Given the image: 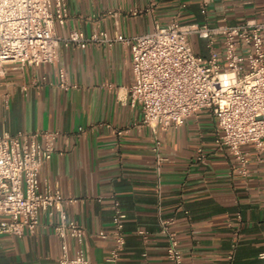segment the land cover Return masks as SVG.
<instances>
[{"label": "crops", "instance_id": "0c3cea01", "mask_svg": "<svg viewBox=\"0 0 264 264\" xmlns=\"http://www.w3.org/2000/svg\"><path fill=\"white\" fill-rule=\"evenodd\" d=\"M67 16L58 35L80 29L126 36L155 24L209 25L264 20V0H65ZM194 50L208 55L205 40L191 37ZM219 44L217 48L219 49ZM69 83L59 85V70ZM130 51L121 42L60 46L55 63L9 62L0 79V133L58 131L54 152L39 172L65 197L69 218L86 228L88 264H109L112 202L126 217L125 245L115 264H169L159 218L179 240L185 264H264V151L242 149L249 176L217 143L221 133L208 108L181 125L160 131L164 156L157 175L152 134L138 105L129 102ZM122 130V132H118ZM57 212L39 213L35 232L0 233V264H55L63 245L54 233ZM143 231V233H139ZM69 255L75 241L66 240Z\"/></svg>", "mask_w": 264, "mask_h": 264}, {"label": "built area", "instance_id": "2783aa9c", "mask_svg": "<svg viewBox=\"0 0 264 264\" xmlns=\"http://www.w3.org/2000/svg\"><path fill=\"white\" fill-rule=\"evenodd\" d=\"M66 16L65 0H0V79L9 62L55 63L62 44L85 48L90 43L111 46L121 42L130 51L133 80L127 87L129 102L140 107L142 123L151 130L157 175L165 159L160 131L181 125L189 115L208 108L221 129L218 145L227 149L236 168L249 176L242 146L252 144L264 151V20L218 25L174 20L131 36H111L103 30L86 35L80 29L58 35L56 24H63ZM192 36L205 40L208 55L194 50ZM59 77L62 88L75 86L62 68ZM57 135L58 131L50 129L0 133V233L33 234L39 213L56 211L54 233L63 253L55 264H88L86 228L69 218L64 209L65 203L76 199L65 197L48 180L42 186L39 182L40 168L51 158ZM111 208L112 229L108 233L101 230L99 235L112 238L107 261L115 264L125 245L126 214L116 199ZM169 222L159 218L168 243V262L185 264ZM68 237L76 244L73 255L68 254ZM259 256L264 258V251Z\"/></svg>", "mask_w": 264, "mask_h": 264}]
</instances>
